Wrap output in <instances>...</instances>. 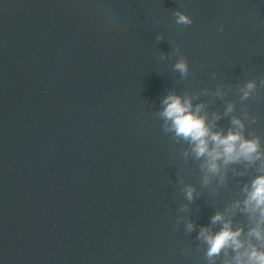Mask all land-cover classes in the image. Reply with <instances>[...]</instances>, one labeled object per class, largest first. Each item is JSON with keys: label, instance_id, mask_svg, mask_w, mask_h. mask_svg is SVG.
<instances>
[{"label": "clouds", "instance_id": "clouds-1", "mask_svg": "<svg viewBox=\"0 0 264 264\" xmlns=\"http://www.w3.org/2000/svg\"><path fill=\"white\" fill-rule=\"evenodd\" d=\"M178 23L187 24L190 23L189 19L182 15L177 14ZM176 68L181 72L186 71V65L184 62L176 64ZM252 84L248 85L251 89ZM247 95V92H245ZM165 107L161 115L172 122V128L175 130L177 136H183L185 139H191L194 142V151L197 156L207 154L209 157V169L211 171L216 170L215 161L221 156L225 158V162L234 160L243 156L251 159L253 153H256L257 143L255 141H245L239 132L230 131L227 136H222L220 133H211L209 128L205 125V121L202 117L193 113L191 104L188 101L181 100L180 97L175 95L167 96L163 101ZM234 124L240 125L239 121L234 120ZM209 138L214 142L215 147L209 149ZM191 189L188 190V196L191 199ZM246 205L253 208V210L259 209L260 214L264 217V176L258 177L252 185V191L249 194ZM222 217L217 214L213 217V222L221 220ZM254 234L258 239H264L261 232L253 229ZM240 235L239 231H232L230 227L225 224L224 228L217 234H206V230H202L201 236L210 245L208 255L211 257L218 254L221 249L231 246L236 250H239L243 245L238 239ZM247 256L246 264H264V252H258L255 247H251L250 250L244 254H240L236 257L237 264H245L243 256Z\"/></svg>", "mask_w": 264, "mask_h": 264}]
</instances>
